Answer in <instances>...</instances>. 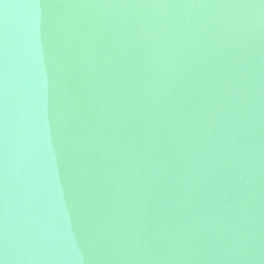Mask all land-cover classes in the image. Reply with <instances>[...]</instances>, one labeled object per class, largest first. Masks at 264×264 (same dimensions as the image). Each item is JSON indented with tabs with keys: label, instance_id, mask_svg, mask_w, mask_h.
Segmentation results:
<instances>
[{
	"label": "water",
	"instance_id": "water-1",
	"mask_svg": "<svg viewBox=\"0 0 264 264\" xmlns=\"http://www.w3.org/2000/svg\"><path fill=\"white\" fill-rule=\"evenodd\" d=\"M0 264H264V0H0Z\"/></svg>",
	"mask_w": 264,
	"mask_h": 264
}]
</instances>
